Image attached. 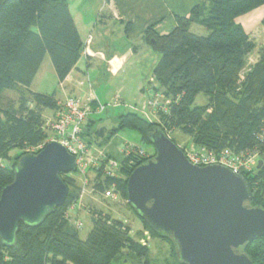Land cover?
I'll return each instance as SVG.
<instances>
[{"label": "trees", "instance_id": "trees-1", "mask_svg": "<svg viewBox=\"0 0 264 264\" xmlns=\"http://www.w3.org/2000/svg\"><path fill=\"white\" fill-rule=\"evenodd\" d=\"M263 5L264 0H206L187 18L176 17L177 27L169 35L160 37L148 29L142 41L161 55L153 72V90L170 101L167 113L157 112L158 121L150 122L127 112L107 137L105 129L93 127L98 115H92L82 139L91 145V137L108 141L117 131L128 129L151 146L148 135L159 128L176 145L180 144L173 134L178 131L198 147L236 153L259 151L261 167L243 177L251 192V206L264 209V49H258L257 62L244 74L247 59L257 46L236 23L237 18ZM192 26L205 29L207 34H195ZM84 49L67 0H0V194L13 182L21 157L12 158L10 153L39 147L48 137L44 112L57 109L56 93L30 89L44 58H50L62 82ZM7 93L15 99L7 98ZM199 95L206 101L196 106ZM154 155V150L149 155L135 146L127 148L117 162L121 176L106 175L103 167L92 170L94 191L101 195L113 192L127 201L128 176ZM76 173L60 175L68 187L63 206L40 226L19 225L15 248L4 246L0 239V264H120L132 259L151 264L148 246L130 235L126 223L102 211H90L91 230L85 239L80 238L72 217H65L80 198ZM129 208L153 238L169 245L173 264H182L176 244L149 229ZM244 252L253 264H264V238L251 242Z\"/></svg>", "mask_w": 264, "mask_h": 264}, {"label": "water", "instance_id": "water-1", "mask_svg": "<svg viewBox=\"0 0 264 264\" xmlns=\"http://www.w3.org/2000/svg\"><path fill=\"white\" fill-rule=\"evenodd\" d=\"M148 141L154 157L134 168L126 183L137 216L176 244L182 264H253L244 249L264 238V209L251 206L246 179L223 166L192 165L159 128ZM75 172V157L57 142L19 158L13 182L0 194L4 246L16 247L20 224L40 226L63 206L68 187L60 175Z\"/></svg>", "mask_w": 264, "mask_h": 264}, {"label": "crops", "instance_id": "crops-1", "mask_svg": "<svg viewBox=\"0 0 264 264\" xmlns=\"http://www.w3.org/2000/svg\"><path fill=\"white\" fill-rule=\"evenodd\" d=\"M98 1L95 0L94 4L89 5L91 15L87 14V16L84 13L86 7L78 5L77 9L79 10L74 16L69 5L74 25L82 43L85 45L90 36L92 41L88 46V52L95 56L82 53L81 58L65 80L58 81V92L53 91L56 93V99L62 101L69 97L91 95L99 101H101L99 98L101 96L106 103L119 97L121 104L126 109L123 113L118 114L117 109L123 107H114L116 125L118 118L130 111L150 122H156L158 117L155 113L150 109L142 110V107L154 97L153 72L161 55L146 45L142 41V37L148 29L160 37L171 34L177 27L176 17L187 18L194 7L206 0H102L101 7L96 14ZM254 12H259L256 18L251 17ZM263 15L264 5L236 19V23L241 25L250 39L255 42L256 50L264 49L259 44L260 40L264 39V19L261 22L259 20V17ZM97 54L103 55V58L97 57ZM258 57L259 55H256L253 64L249 66L254 65ZM102 81L106 85L105 92L109 86L113 87V96L109 97L110 95L107 93L104 97L93 90V83L97 84ZM129 82H132L130 86L135 89L132 95L136 92L139 93L142 100L140 107L137 106L138 102L135 97L130 98L129 94L126 95L124 91L123 84ZM134 106L139 109H127ZM48 114H51L52 118L54 117V112L51 111H45L44 117L46 118ZM93 120L98 121L93 127L106 130L103 124L110 119L105 120L101 118V115H98ZM107 123L109 122L107 121ZM142 150L148 154L153 153L151 149Z\"/></svg>", "mask_w": 264, "mask_h": 264}, {"label": "rangeland", "instance_id": "rangeland-1", "mask_svg": "<svg viewBox=\"0 0 264 264\" xmlns=\"http://www.w3.org/2000/svg\"><path fill=\"white\" fill-rule=\"evenodd\" d=\"M67 1H68V4L70 5L71 12L74 14V16H75L76 11L79 10L77 9L78 5L86 7V12H84L85 16H87V14L91 15V13L89 12L90 10L89 5H92L95 2V0H67ZM101 3H102V0H99L98 9L96 10V14H97V11L101 7ZM92 7L94 8V6ZM258 13L259 12H254L253 14H251V17L256 18V15ZM263 19H264V15L262 17H259L260 22ZM191 31L194 32L195 34L202 35V36H205L207 34V31L199 26H192ZM259 44L262 47H264V39H261ZM256 55H259L258 49L254 51L251 56H249L248 58L249 64L247 62V67H245L244 74L251 67L249 65L253 64V61L255 60ZM131 83L132 82L123 84L124 91L126 95L129 94L130 98L135 97L136 101L138 102L137 106L140 107L142 100L140 99L139 93L136 92L134 95H132V92H134L135 89L133 86H130ZM92 86H93L94 91L98 92L99 95L101 94L104 97L107 93H109L110 95L109 97L113 96L114 94L112 91V88H113L112 86H109L106 92L104 91L106 88V85L103 81L97 84L93 83ZM31 89L32 91L42 93V94H49V95L52 94L53 91L55 90L56 92H58V79H57L55 70L51 64L49 57H46V59L43 61L33 81ZM6 97L11 100L15 99L14 95L11 93H7ZM99 98L101 101H99L97 98L96 100L105 106V110L99 115H101V118L105 120H107V118L110 119V120H107L109 123L105 121V123L103 124L104 127L106 128L105 136L107 137L109 136L111 132H113V129H115V127L118 125V124L116 125V115L113 109L114 107H117V106L123 107V105L121 104V100L119 97H115L113 101H108L106 103H105V99H103L101 96ZM205 101L206 99L202 95H199L195 99L194 105L196 106L204 105ZM139 107L137 108L139 109ZM137 108L136 106H134V107H131L130 109L129 108L127 109L135 110ZM142 108H143L142 110L150 109V107L148 106V102ZM118 109L116 112L119 114V113H123V111L126 108L123 107V108H118ZM46 112H49V111H46ZM51 119H52L51 114L46 115V118H45L46 122ZM96 129L99 130L103 128H96ZM49 133L52 135L50 129H48V134ZM111 137L112 138H110L108 141L105 140V138L94 137L93 139L91 137V141L93 140L94 143L89 145L90 146V149H89L90 157H93V158L99 157V155L101 154V155H104L105 158L112 159L119 163L122 160V154L129 147L135 146V147L142 148V149L154 150L152 149L153 148L152 146H148V144L143 143L138 133L132 130L126 129V130L117 131L116 134L111 135ZM173 138L175 142H179L180 145L181 144L184 145L186 143L189 145L188 137L182 135L178 131L173 134ZM43 145L39 147H28V148L19 149V150L16 149L10 153V156L12 158L17 159V157H20L24 154L37 153L42 148ZM151 154L149 153V155ZM117 175L118 176L122 175V173H120V170L116 171V176ZM75 176H76L75 178L77 181V185L81 192L79 191L80 192V198L78 200L79 209L71 213L72 215L71 223L73 224V221L75 219H79L82 221L83 227L79 230V236L81 239H85L87 234L91 230L90 211H102L104 213L109 214L112 219L121 220L124 223H126V225L129 226L130 235L134 239L138 240L140 243L148 246L149 248L148 260L151 264H166V262L168 264H173V261L171 260V250L169 251V245L160 238L152 237V235L143 227L142 222L136 217V215L129 208V206L127 205V201H125L124 199H121L120 197L114 200L107 195H101L97 193L96 191H94L93 186H92V180L94 178V175L92 171L87 173V176H88L87 179L84 178L87 180V185H84V179L79 174L76 173ZM120 264H143V262L140 260L132 259L129 262H127L126 260Z\"/></svg>", "mask_w": 264, "mask_h": 264}, {"label": "built area", "instance_id": "built-area-1", "mask_svg": "<svg viewBox=\"0 0 264 264\" xmlns=\"http://www.w3.org/2000/svg\"><path fill=\"white\" fill-rule=\"evenodd\" d=\"M91 41L92 38L89 36L83 53L94 56V54L92 55L88 52V46ZM97 56L103 58L101 54H97ZM169 104L170 101L164 100L163 96L159 93H155L154 97L148 102V106L155 114L157 112L166 114ZM104 110L105 106L91 95L87 97H69L57 102L54 117L46 122V127L51 130L52 135L48 134L45 144L50 142L61 144L75 157L76 172L83 179H87L88 172L101 167H103L104 173L109 176H116V171H118L119 165L116 161L107 159L101 154L99 157H90V146L82 139L83 128L90 117L92 115H99ZM262 139L264 140V134ZM177 146L182 150L189 163L197 167L219 165L244 176V174L251 175L259 164L260 152L256 150H246L236 153L230 149L211 150L193 144H181ZM86 179H84V185H87ZM106 195L114 200L118 198L113 192H109ZM78 209L79 201L69 207L65 217L71 218V213ZM73 225L78 230L83 227V223L79 219H75Z\"/></svg>", "mask_w": 264, "mask_h": 264}]
</instances>
